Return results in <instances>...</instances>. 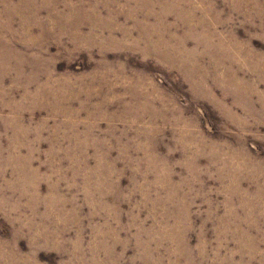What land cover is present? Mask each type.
<instances>
[{
	"label": "rangeland",
	"instance_id": "1",
	"mask_svg": "<svg viewBox=\"0 0 264 264\" xmlns=\"http://www.w3.org/2000/svg\"><path fill=\"white\" fill-rule=\"evenodd\" d=\"M0 264H264V0H0Z\"/></svg>",
	"mask_w": 264,
	"mask_h": 264
}]
</instances>
